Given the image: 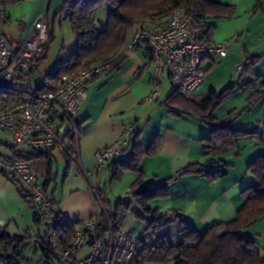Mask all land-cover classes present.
<instances>
[{"label": "crops", "instance_id": "1", "mask_svg": "<svg viewBox=\"0 0 264 264\" xmlns=\"http://www.w3.org/2000/svg\"><path fill=\"white\" fill-rule=\"evenodd\" d=\"M47 1L46 4L44 0H5L9 6V19L4 25L0 23V34L3 33L11 45H21L41 14H44L48 24L52 22V10L58 18L57 12L65 0ZM217 1L223 5L234 6V16L212 18L203 23L207 28H212L208 37L213 43L229 42L230 45L225 57L218 53L209 55L204 61V68L207 71L206 77L208 72L212 74L208 78L211 86L209 91L220 92L231 87V93L224 101L229 102L236 98V105L233 104L226 114L217 116L216 111L223 101L215 111L214 118L223 119L230 116L234 129L244 133L235 139L236 146L233 150L216 158L217 161L223 160L209 168L210 171H222V177L207 178L197 174L178 177L184 168L208 161L209 157L206 158L204 154L209 145L206 139L210 137L211 131L199 117L180 115L181 110L171 112L166 105L167 99L176 90L168 68L162 75L158 98L154 102L147 101V96L153 90V59L148 46L142 45L135 50L129 47L134 33L132 32L127 43L112 57V68L103 76L89 81L87 96L80 110L78 130L68 132L64 147L57 146L45 151V157L33 159L41 185L45 186L51 179L46 185V190L65 222H81L94 215L99 208L106 212L109 222V210L115 203L108 199L104 192L113 176L115 164L120 160L130 161L133 158L138 160L139 171L126 170L120 179L128 174L127 172L133 173L135 181L139 176H143L145 185H155L162 180L177 178L170 186L169 197L148 203V208L163 212L169 223L160 230L151 232L148 231V222L130 211L123 221L121 231L106 229L107 236L111 233H126L136 243L143 241L147 246L156 244L162 238H171L178 243L182 237L179 233V223L174 215L172 216L173 211L189 220L198 232L204 233L215 224L235 219L237 212L244 206L243 191L261 180V170L264 169L249 167L252 161L264 155V142L261 140L264 123V4L260 7L258 0ZM108 12L107 9L101 10L98 18L105 20ZM153 23L155 22L142 23L138 30ZM51 31L54 42L56 38L53 29ZM50 47L47 57L40 62L35 74L41 79L37 85L53 71L45 77L39 75L41 68L48 62ZM68 55L60 56L54 67ZM241 62L244 63V71L236 74L235 66ZM225 73L228 75L226 80L230 78L229 82L224 88H219V79ZM234 74L237 75L238 81L232 80ZM203 87L196 92L194 101L197 104H202L207 96L197 99ZM14 95L16 97V93ZM8 97L4 94L0 99L5 103ZM51 116L61 124L62 120L57 114ZM132 122L136 128L131 131L124 154L119 159L110 160L96 173L98 190L109 202L108 207L100 200L98 192L93 195L88 188V179L93 177L96 167L94 153L98 148L107 147L118 140L123 127ZM153 145H157V149L152 151ZM11 147L9 133L6 131L0 134V154H9ZM0 180L5 182L8 191L12 187L10 192L13 197L15 189L19 193L20 190L23 191L9 174L0 173ZM20 195L22 196V192ZM22 198L28 203L27 196ZM122 198L123 196L119 199ZM123 199L129 200L130 197L127 195V198ZM21 208L17 215L0 213V229H7L13 237H45L48 230L44 219L36 223V211L28 208L23 202ZM133 208L139 210L138 204L134 203ZM77 227L78 225L76 229ZM262 228L264 229V216L242 229L241 233L247 238H253L263 251L264 233L260 234ZM89 252L87 246L77 257H86ZM21 254L22 258L18 264H44L40 244L36 240H28ZM130 261V264H138V252ZM175 263L171 260L146 264Z\"/></svg>", "mask_w": 264, "mask_h": 264}, {"label": "trees", "instance_id": "2", "mask_svg": "<svg viewBox=\"0 0 264 264\" xmlns=\"http://www.w3.org/2000/svg\"><path fill=\"white\" fill-rule=\"evenodd\" d=\"M258 3L262 7L264 0H258ZM105 9L109 11L107 18L99 19V13ZM175 10H183L185 14H191L195 19V28L200 30L205 37H208L212 28H207L203 22L212 18L232 17L236 12L234 6L223 5L217 0H65L57 15L58 17L63 16L72 25L75 37L74 51L65 60L58 61L53 71L47 76L53 79L65 73L75 75L85 64L112 59L127 43L130 33L137 31L142 23L147 21L162 23ZM52 36L53 33L49 26V40L40 62L49 53L48 49L53 42ZM40 62L34 74L37 73ZM230 89L231 87L220 92L210 90L202 104H197L194 100H186L177 89L167 99L166 105L171 112L181 110L180 115L197 116L211 131L210 137L206 139L209 145L204 154L206 158L209 157L208 161L184 168L178 177L188 174L202 175L207 178L222 177V171H210L209 168L221 162L223 159L217 161L216 158L232 151L236 146L235 139L244 134L234 129L230 116L223 119L214 118L215 111L229 97ZM14 93L12 84L0 79V97L4 94L9 96L4 105L0 106V112L15 98ZM151 147L152 151L157 149V145ZM45 155V151H32L27 159L33 160L45 157ZM137 165L138 160L135 158L130 161L120 160L115 164L111 181L120 179L121 174L126 170L138 172ZM249 167L251 169L258 167L260 170L264 168V155L252 161ZM262 171L261 180L243 191L245 203L237 212L235 219L215 224L201 233L189 220L177 211H173L172 216L174 215L179 223L182 240L177 243L171 238H162L150 246L145 245L143 241L137 242L138 264L163 263L171 260L175 261V264H264V249L262 251L253 238H247L241 233L242 229L249 227L254 221L264 216V169ZM176 179L172 177L155 185H145L143 176H139L128 193L130 199H119L109 210L110 219L106 223L108 226L105 227V231L112 228L115 232H120L123 221L130 211L148 222V231L154 232L166 226L169 223L166 220L167 216L161 211L148 208V203L169 197L170 186ZM50 181L51 179L46 185ZM46 185L43 186L44 190H46ZM46 191L49 194L48 190ZM97 192L103 204L108 206L109 202L104 194L102 195L99 190ZM49 196L51 197L50 194ZM134 203L138 204L139 210L133 208ZM54 207H56L55 202ZM35 215L36 223L43 220L37 212ZM79 223L65 222L63 216H60L59 239L65 247H68L74 240L76 225ZM28 240L38 241L44 264H51L55 261V253L48 243L47 235L38 238H32L29 235L13 237L4 228L0 229V264H18L22 258L21 252L27 246Z\"/></svg>", "mask_w": 264, "mask_h": 264}, {"label": "built area", "instance_id": "3", "mask_svg": "<svg viewBox=\"0 0 264 264\" xmlns=\"http://www.w3.org/2000/svg\"><path fill=\"white\" fill-rule=\"evenodd\" d=\"M44 1L47 4L48 1ZM8 7L5 0H0L2 25L9 19ZM194 20L191 14L175 10L162 23H153L133 33L129 47L135 50L146 45L153 59V90L147 96L148 102L158 98L166 68L170 70L172 83L179 94L193 101L205 83V59L215 53L227 56L230 43H213L195 28ZM48 36L49 26L44 14L37 18L19 46L11 45L6 36L0 34V79L12 84L16 93L15 99L0 112V129L7 131L12 141L10 153L0 154V173L9 174L17 181L27 194L29 207L46 222L47 240L55 253V261L51 264H130L137 254V243L126 233L107 236V214L102 208L78 224L74 240L68 247L62 244L58 227L62 214L41 185L33 160L27 159L32 151L44 152L65 146L68 132L78 130L89 81L103 76L113 66L112 59H105L100 63L85 64L75 75L65 73L53 79L46 77L37 85L34 70L44 56ZM244 68L243 62L238 63L235 73L241 74ZM1 105H4L2 99ZM52 114L61 118V124L52 118ZM135 128L133 122L124 126L118 140L95 151L96 167L93 177L88 179V188L93 195L98 190L97 171L124 154V147ZM262 128L261 140L264 142V123ZM87 246L90 252L86 257L78 258L77 254Z\"/></svg>", "mask_w": 264, "mask_h": 264}, {"label": "rangeland", "instance_id": "4", "mask_svg": "<svg viewBox=\"0 0 264 264\" xmlns=\"http://www.w3.org/2000/svg\"><path fill=\"white\" fill-rule=\"evenodd\" d=\"M53 9V8H52ZM55 11H51V23L48 24L51 27V30L54 31L55 40L51 43L50 47V55L48 58V62L45 63V65L41 68L39 75L45 77L48 73H50L53 70L54 63L59 59L60 56H67L71 50L75 46V37L73 36L72 31V25H70V22L65 20L64 17H56ZM48 23V22H47ZM52 24V25H51ZM62 53V54H61ZM211 72H208V76L205 78V85L203 89L200 92V95L197 99H203L205 95L208 94L210 89V83L208 81V78L210 77ZM236 76V77H234ZM232 80L238 81L237 75L234 74ZM36 82L39 83L40 78H38L36 75ZM228 75L225 73L223 74L222 78L219 79L218 83L219 88H224L227 85V82H229ZM222 90V89H220ZM236 98L231 99L229 102L226 100L221 104V108L219 107L218 111H216V115L220 116L222 114H226L229 110H231V106H233L234 103H236ZM236 105V104H234ZM4 132L0 130V134H3ZM124 177H122L120 180H112L109 181V186L107 190H105L104 193H106V196L108 199L113 200V202L116 204L119 198L123 196V198H127L128 193L132 190V186L135 182V177L132 172H127ZM3 180H0V213L7 212L9 215L10 213L13 215H17L20 213L22 202L25 203V205L29 207V203H27V200L22 198L19 191L17 189L14 190V197L11 195L10 190L7 189V186L5 182L3 183ZM129 196V195H128ZM34 217V216H33ZM44 222V221H43ZM44 226V224H43ZM13 228V227H12ZM261 232V233H260ZM258 232L260 234L264 233V229Z\"/></svg>", "mask_w": 264, "mask_h": 264}, {"label": "water", "instance_id": "5", "mask_svg": "<svg viewBox=\"0 0 264 264\" xmlns=\"http://www.w3.org/2000/svg\"><path fill=\"white\" fill-rule=\"evenodd\" d=\"M21 192H22V196H23V197H26V196H27L25 193H23L22 190H20V193H21Z\"/></svg>", "mask_w": 264, "mask_h": 264}]
</instances>
